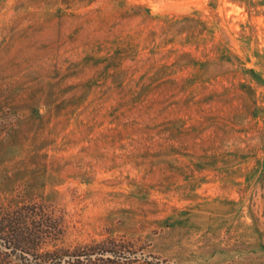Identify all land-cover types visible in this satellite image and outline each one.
<instances>
[{"label":"rangeland","instance_id":"obj_1","mask_svg":"<svg viewBox=\"0 0 264 264\" xmlns=\"http://www.w3.org/2000/svg\"><path fill=\"white\" fill-rule=\"evenodd\" d=\"M14 211L0 264H264V0H0Z\"/></svg>","mask_w":264,"mask_h":264},{"label":"trees","instance_id":"obj_2","mask_svg":"<svg viewBox=\"0 0 264 264\" xmlns=\"http://www.w3.org/2000/svg\"><path fill=\"white\" fill-rule=\"evenodd\" d=\"M34 211L35 210H33V212ZM29 212L30 210L28 211V213ZM28 217H26L25 213L22 211L21 212L14 211V212L6 213L4 216L0 217V234L8 233L9 236L11 237V239L9 240L10 244L14 243V241L17 242V240L20 243L22 241H26L28 242L27 244H29V241L31 240L34 241L37 238V237L34 238L36 232L41 233V231L34 230L35 227H32L27 221ZM54 256H55L54 252L45 254V258H50V257L52 258ZM103 264H115V262H113L112 259L110 258L107 259Z\"/></svg>","mask_w":264,"mask_h":264}]
</instances>
